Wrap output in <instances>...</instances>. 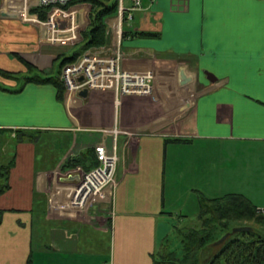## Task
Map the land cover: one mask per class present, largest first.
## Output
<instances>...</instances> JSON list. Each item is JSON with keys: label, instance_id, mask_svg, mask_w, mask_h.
I'll list each match as a JSON object with an SVG mask.
<instances>
[{"label": "crops", "instance_id": "1", "mask_svg": "<svg viewBox=\"0 0 264 264\" xmlns=\"http://www.w3.org/2000/svg\"><path fill=\"white\" fill-rule=\"evenodd\" d=\"M37 7L0 0V69L12 73L0 74V166L12 164L0 264H154L169 221L201 226L200 198L239 194L264 210V0H142L124 27L121 67L152 73V93L168 84L157 106L110 90L59 99L54 85L28 81L55 77L59 54L47 29L17 17L39 19ZM116 23L107 20L111 31ZM180 70L192 78L183 88ZM113 129L121 159L111 202L79 213L61 178L79 167L70 159L110 148Z\"/></svg>", "mask_w": 264, "mask_h": 264}, {"label": "built area", "instance_id": "2", "mask_svg": "<svg viewBox=\"0 0 264 264\" xmlns=\"http://www.w3.org/2000/svg\"><path fill=\"white\" fill-rule=\"evenodd\" d=\"M73 1L75 0H37L38 7L50 8L46 20H39L27 13L26 17H19L25 22H33L47 29L45 43L51 45L74 43L75 45L81 41V33L87 27L88 14H85L86 20L82 23L81 12L88 4L77 3L68 9L64 8ZM141 2L142 0H117V23L114 31L108 28L111 34L109 45L99 50L100 53H84L75 61L62 67L60 80L67 92L79 94L82 90H110L117 97L148 96L152 93V73H132L121 67L123 21L129 22L133 19V13L141 8ZM31 17H34V20H31ZM72 25L77 26L76 37L63 40L67 34L71 33L69 30ZM56 34L57 40H55ZM105 51H111V54L102 53ZM79 78L83 80L79 81ZM103 133L109 134L107 130H103ZM110 134L112 135L110 148L104 142L94 146L97 166L90 170H84L79 166L73 172L79 175V181L73 184L70 204L79 213L87 214L95 204L111 202L117 184V169L121 155L117 143L119 131L113 129ZM259 211L264 213V210Z\"/></svg>", "mask_w": 264, "mask_h": 264}, {"label": "trees", "instance_id": "3", "mask_svg": "<svg viewBox=\"0 0 264 264\" xmlns=\"http://www.w3.org/2000/svg\"><path fill=\"white\" fill-rule=\"evenodd\" d=\"M77 3L90 5L89 24L81 33V42L77 44L79 49L61 61V68L65 64L75 61L90 49L107 46L110 41L107 35V20L118 14L117 0H75L64 8L68 9ZM49 10V7H37L33 8L31 13H36L40 20H46ZM126 35L124 31L123 36ZM144 35L148 36L147 34ZM0 74L7 77L12 75V73L1 69ZM28 81L50 83L56 87L59 99L63 98L65 88L57 77L28 78ZM68 163L70 168L81 166L84 170H90L98 164L94 149L87 150L78 158L70 159ZM11 165L0 166V194L8 189L6 181ZM200 209L201 226L185 231L186 233L180 239L182 254L179 256L175 252L173 255L162 256L159 260L156 257L154 264H264V216L257 215L256 207L249 200L239 194H228L212 200L200 198ZM244 220L256 222L263 229H254V227L249 226V231L239 233H232L231 231L222 235L218 240L213 238L217 227L223 230L228 228L231 222ZM238 227L241 226L234 228ZM225 236L226 238L221 241ZM243 236L249 238L244 239ZM210 243L218 250L214 253V257L211 256L202 260L203 252L201 251Z\"/></svg>", "mask_w": 264, "mask_h": 264}, {"label": "rangeland", "instance_id": "4", "mask_svg": "<svg viewBox=\"0 0 264 264\" xmlns=\"http://www.w3.org/2000/svg\"><path fill=\"white\" fill-rule=\"evenodd\" d=\"M85 8H87L86 10H88V6L85 5ZM85 10V11H86ZM111 38V36H110ZM110 40V39H109ZM110 42V41H109ZM56 47V53L59 52L58 54V61L55 63L54 65V73H53V76L57 77L60 79V74L57 76L58 72L61 71V67L59 68V61H62L65 57H70L74 52H76L79 48H78V45L74 43H70V44H60L58 43L57 45H54ZM58 50V51H57ZM99 50H103L102 48H93V49H90L84 53H100ZM102 53H105V54H111V51H105V52H102ZM61 73V72H60ZM61 81V80H60ZM167 83H165L164 88L162 87V85H158L160 87H158L159 90H167ZM64 86V85H63ZM157 86L155 87V91L154 93H152L151 95L149 96H152L150 97L151 101L153 102V104H155V102H159V103H163L165 101V99H162V98H159L160 96H158L157 94V90L156 89ZM183 88V87H182ZM186 90L184 91H187V87L185 88ZM156 95V96H155ZM156 105V104H155ZM157 106V105H156ZM243 150H238L237 151V165H240L239 164V157L243 158ZM236 186L238 187H242L244 189V185H242L240 182L242 181L241 178H236ZM238 191V190H237ZM176 215L180 216V210L177 209V211L175 212ZM183 214H186L185 213V210L183 211ZM257 215L259 216H264V213L260 212V211H257ZM194 221H195V218H194ZM254 223V224H253ZM251 222V221H248V220H244V221H235V222H231V224L229 225L228 228H224L223 230L220 228V227H217V230L216 232L214 233L213 235V238H215V240L217 239H220L222 237V235L228 233V232H231L232 229L234 227H237V226H243V227H254V229H260L263 227L261 225H258L256 222ZM179 223L176 221L173 220V221H169V224L166 225V229H165V232L166 234L165 235H168V240H163V242L161 243L160 245V248L159 250L157 251V260L160 259V257L162 256H166V255H173L175 252H177L180 256V254H182V246L180 245V239L182 237V235H184L186 232L185 230H182V226H179L178 225ZM192 227V226H191ZM191 227H188L187 228H191ZM185 228V229H187ZM180 229V231H179ZM178 230V231H177ZM188 231V230H187ZM248 236H243L242 238L244 239H247ZM249 238V237H248ZM162 241V240H161ZM216 250L218 249H215V246L208 244L201 252L202 253V260L204 259H208L209 257L213 256L214 257V253L216 252ZM206 264V263H205Z\"/></svg>", "mask_w": 264, "mask_h": 264}, {"label": "water", "instance_id": "5", "mask_svg": "<svg viewBox=\"0 0 264 264\" xmlns=\"http://www.w3.org/2000/svg\"><path fill=\"white\" fill-rule=\"evenodd\" d=\"M3 16H8V14H3ZM204 73L206 74L207 80H209L210 82L216 81V78L213 75L206 73V72H204ZM178 78H179L178 82H179V85L181 87L187 86L192 82V78L189 77L184 70L179 71ZM82 80H83V78H79V81H82ZM87 95H88L87 90H83L80 92V96H82V97H86ZM61 181L67 182V183L77 182V181H79V175L75 174V175H71V176H68L65 178H61ZM249 230H250L249 227H238V228H234L232 230V233H239L242 231H249ZM225 238H226V236L223 237L221 241H223Z\"/></svg>", "mask_w": 264, "mask_h": 264}, {"label": "flooded vegetation", "instance_id": "6", "mask_svg": "<svg viewBox=\"0 0 264 264\" xmlns=\"http://www.w3.org/2000/svg\"><path fill=\"white\" fill-rule=\"evenodd\" d=\"M241 227H243V226H241Z\"/></svg>", "mask_w": 264, "mask_h": 264}]
</instances>
